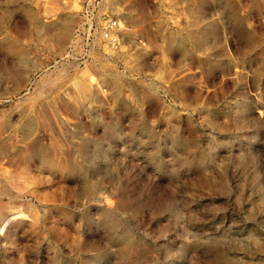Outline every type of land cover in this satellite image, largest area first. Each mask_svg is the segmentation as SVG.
I'll use <instances>...</instances> for the list:
<instances>
[{
  "label": "rangeland",
  "instance_id": "obj_1",
  "mask_svg": "<svg viewBox=\"0 0 264 264\" xmlns=\"http://www.w3.org/2000/svg\"><path fill=\"white\" fill-rule=\"evenodd\" d=\"M78 9L0 0V264H264V0Z\"/></svg>",
  "mask_w": 264,
  "mask_h": 264
},
{
  "label": "built area",
  "instance_id": "obj_2",
  "mask_svg": "<svg viewBox=\"0 0 264 264\" xmlns=\"http://www.w3.org/2000/svg\"><path fill=\"white\" fill-rule=\"evenodd\" d=\"M105 1L77 0L80 21L74 29V37L89 49L97 43L113 49L120 44L119 31L123 25L112 11L105 9Z\"/></svg>",
  "mask_w": 264,
  "mask_h": 264
},
{
  "label": "bare ground",
  "instance_id": "obj_3",
  "mask_svg": "<svg viewBox=\"0 0 264 264\" xmlns=\"http://www.w3.org/2000/svg\"><path fill=\"white\" fill-rule=\"evenodd\" d=\"M51 12H54L51 9ZM120 23V22H119ZM121 25V24H120ZM107 46V45H106ZM108 47V46H107ZM11 210V209H10ZM20 210V209H19ZM9 214V212H8ZM25 214L22 213V211H15V212H11L8 217H6L4 220H2L1 224H0V234L1 232H3V229L8 225V223L10 222H17V221H21L23 219H25ZM26 220V219H25Z\"/></svg>",
  "mask_w": 264,
  "mask_h": 264
}]
</instances>
